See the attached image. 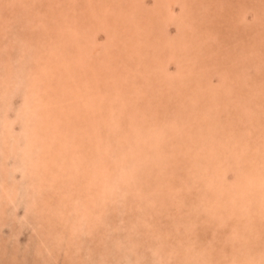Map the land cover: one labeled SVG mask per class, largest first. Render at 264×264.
<instances>
[{
    "label": "rangeland",
    "instance_id": "rangeland-1",
    "mask_svg": "<svg viewBox=\"0 0 264 264\" xmlns=\"http://www.w3.org/2000/svg\"><path fill=\"white\" fill-rule=\"evenodd\" d=\"M115 13L126 24L112 21ZM81 30L89 33V43L82 46L84 59L76 65L82 79H90L88 85L99 96L105 94L97 114L106 117L97 121L94 137L80 133L77 138L88 156L82 164L88 166L97 156L98 165L127 183L99 203L106 211L98 221L82 212L93 202L76 212L78 195L66 209L59 197L51 202L53 222L28 214V198L20 199L15 212H1L7 218L0 228V247L6 249H0V264H162L155 250L169 243L182 254L173 259L176 264H201L215 256L227 264L236 259L264 264V0H0V106L7 104L0 111V135L9 122L22 139L25 89L21 85L3 95L7 82L22 77L27 67L46 64L32 57L34 48L63 49L60 42L74 44ZM139 31L144 51L142 43L138 51L129 44ZM162 42L169 43L168 51L148 53L146 46L161 47ZM103 60L115 72L108 83ZM88 127L83 130L90 131ZM2 152L0 169L8 166L23 191V171L13 168L23 153L7 158ZM70 158L61 164L65 171L77 164L75 156ZM102 176L107 171L97 178ZM211 183L219 185L218 198ZM235 191L238 198L245 194V200L240 197L243 202L220 211L230 195L237 197ZM236 197L232 200L239 201ZM89 221H96L93 235L85 227L75 233L76 224ZM47 224L49 234L38 229ZM187 241L198 247L185 250ZM40 242L51 251L48 260L41 256ZM172 250L169 257H176Z\"/></svg>",
    "mask_w": 264,
    "mask_h": 264
},
{
    "label": "bare ground",
    "instance_id": "bare-ground-1",
    "mask_svg": "<svg viewBox=\"0 0 264 264\" xmlns=\"http://www.w3.org/2000/svg\"><path fill=\"white\" fill-rule=\"evenodd\" d=\"M30 5H32V4H30ZM172 9H173V6L170 7L171 11H172ZM35 14H36V12H35ZM115 14H116L115 16L113 15L115 18H112L113 19L112 21H115L119 24H126V22L123 21V19H124L123 16L118 15L117 13H115ZM101 20H103V19H101ZM79 30L80 29H78L77 31H79ZM81 31H82L81 33L77 34V37H78L77 40L78 41H75L76 45H74L75 43L74 44H68V43L65 44V43L60 42L59 45H61V46L63 45L64 46L63 49H59V48L57 49V47L52 48L50 46H46V47L41 46V47H38L39 49L37 48L36 50L34 48V53H33L32 57L34 59L40 58L46 64L44 63L45 65H43V66L38 64L36 67H31V66L27 67L25 72H23L22 77L21 76L16 77V79H14L12 82L8 81L6 86L4 87V89L2 91L3 95L6 94L8 96L7 92H11L13 89L16 90L17 87H19L21 85H22L21 87L25 89L24 106H23L22 111L20 112V116H21V118H23V122H22L23 124L21 127V133H20V135H22V139L20 140L19 133H17V132L15 133L13 131L12 124H10L9 122L6 123V125H4L5 128L2 129V133L0 135V152L3 151L2 153H5L7 158L11 157V154H14V153L17 154L18 151H21L23 153L22 159L20 161H18V162H20V164L19 165L16 164L15 166H13V168L15 170L22 169L23 176H24L23 180L25 182L24 183L25 189L22 191L19 189L18 186H16V184H18L17 179L12 177L10 170H9L10 168H8V166H6V168H5L6 170L3 169L5 166L1 167V169H0V205L2 204L3 207L0 208L1 209L0 210V228L3 227L4 221L6 220L5 218H7L5 216L6 213H1V212L5 211V209L9 212L12 209L13 212H15V209L18 207L19 200L23 199V198H28V201L26 202V206H25L26 212L28 214H34L35 215L34 218H36V219L38 218L39 220H41L43 222L46 221L47 219H49L50 222H53L54 217L52 215H50V214H52L50 211L51 210V202L54 201L57 197H59L61 202L63 204H65V207L63 209H66L67 208L66 205H67L68 201L69 200L71 201V198H73L75 195L76 196L78 195L77 198L75 199V202L77 205L80 204L79 205L80 207L77 206L78 209L76 210V212L77 213L81 212L80 211V209L82 208L81 205L85 206V205H88L89 203L93 202L92 203L93 207L90 208L88 205V207H86V210H83L82 212H85V214H87V216L90 217V219H96L98 221L101 219L102 214H104V212L106 211V210L101 208L102 202H104L105 199L107 200V198L109 200L110 197L112 198L113 196H116L118 194V192L120 191L119 187L122 188L124 186V184L127 183L123 178L116 177L115 171L110 170L109 168H107L104 165H101V166L98 165L97 161H96L97 156L90 160V164H88V166H85L82 164V162H84L83 160L86 159L88 156L86 155L87 152L82 150V148H81L82 145L80 144V142L78 143L79 140H77V138L80 139L79 138L81 136L80 133H86L87 135L90 134L91 138L94 137L95 134L93 133L94 132L93 128H95V126L97 125V121L102 122V120H104L106 117H103V119H102L97 114V109L100 105V102L103 100L102 97H105V94H102V97L99 96V91L96 92L93 88L90 87V85H88L91 82V80L90 79L89 80L82 79L83 76L82 77L80 76V74H81L80 70L81 69L79 68V65H76V64H79L78 62H80L82 59H84L83 56L81 55L82 46L85 47L87 45V43H89L88 42L89 39H87V38H89V37H87V35L89 33L87 31H84V30H81ZM180 33L182 36L181 40H183V38H184V40H186V36H183V34H182L183 32H180ZM141 35H142V33L139 31V33L136 32V36L134 37V39L130 40V38H129V41H130L129 44H130V46L134 47L133 50H135V51H138V49L140 50L141 43H142L141 48L143 49V51L145 49V47H143V46H145V44L143 41H141V37H142ZM217 39H219V38H217ZM64 40H66V39H64ZM169 40L172 41L171 38ZM172 43H175V42L172 41ZM29 46H31V44H29ZM157 46L158 47H155L151 44L146 46V48L149 51L152 50L151 52L148 51V53H153L151 55L159 56V53H158L159 51L160 52L168 51L167 48L169 47V43L167 45L166 43L162 42L161 47H160V45H157ZM110 48L112 49V44H111ZM154 49L158 52H156ZM63 51L68 52L71 55L65 56L66 54L63 53ZM60 53H62V55ZM52 54H53V57H51ZM61 58L66 59V61L61 62V60H63ZM74 59H77L76 60L77 62H75ZM108 62L109 61H107V60L106 61L103 60V63H105V64H103V68L106 71L107 83H108L109 79L110 80L114 79L113 76L115 75V72L111 69L112 66ZM192 64H193V62H192ZM121 68H123V69L125 68V70L127 69V67H125V65L123 63H121ZM88 78H89V76H88ZM5 80H6V78H5ZM20 81H22L23 83L20 84L19 83ZM112 84H113V81H111V86H112ZM95 86H97V85H95ZM58 88H59V92L56 91ZM71 91H75V92H73L75 94L72 98H69L70 96H72L69 94ZM108 92H112V91L110 90ZM53 93L58 94V95H54ZM3 95H2V97H5ZM10 100H11V98H10ZM4 105H7V104L6 103L1 104L0 111H2V109H5L3 107ZM5 112H7V111H4V114H2V116L6 119V122H7L8 119H7V114ZM86 124H88L89 127H91L90 131H88L87 129L83 130V128L85 127ZM95 129H97V127ZM115 140L117 141L118 138L116 137ZM92 143H94V142H92ZM3 145H6V149L5 148L2 149ZM113 146L114 145H112V147ZM71 149L75 150V154H73V156H75V160H76L77 164H75V166L71 170L69 169V170L65 171V169L62 167L61 164H64V163L68 162L69 160H71L70 157H73L70 154ZM101 150H102V152H105L107 149L101 148ZM129 155H130V153H129ZM17 156L19 158V155H17ZM105 169L107 171V176L106 177L102 176L103 177L102 180L98 179L97 177L98 176L101 177V173L106 172ZM63 171H65L64 172L65 175L61 174ZM102 171H104V172H102ZM217 172H218V170H217ZM220 176L223 178V176L221 174H220ZM217 178H218V176H217ZM222 178H220V179H222ZM211 179H213V178H211ZM220 179H219V181H220ZM250 179H248V180L250 181ZM214 180H215V178H214ZM253 180H254V178H253ZM221 182H219L220 186L224 183V182H222V184H220ZM212 183L209 184L208 187L209 188L211 186L214 187V189H215L214 190V196L216 195L217 196L216 198H218L219 197V193H218L219 190L216 186H219V185H218V183H217V185H213ZM230 185L232 186V184H230ZM230 185H229V188H230ZM226 186H228V185H226ZM254 186H255V184H254ZM124 188H125V186H124ZM221 189H222V187H221ZM225 189H226V187H225ZM227 189H228V187H227ZM250 189H251V186H250ZM254 189L252 190V192L255 193ZM257 190L260 191V189H257ZM228 191H230V190H228ZM243 192L244 191H242V195H243ZM230 193H232V192H230ZM236 193H237V191H235V194ZM244 193H246V190ZM260 193L258 195L263 194V192L261 194ZM222 195H223V193L221 194V198H219L220 200L223 199ZM255 195H256V193H255ZM38 196L44 197V198H42V200L40 201V200H38L39 199ZM232 196L236 197L234 194L230 195V197H228V198H230L228 200V202H225V203L223 202L222 205L220 206L221 208L219 207V209H221L220 211L224 210V212H226L225 210H228L229 207H231V205L233 203H239L240 200L242 201L241 198H243V199H244V197L246 198L245 194L243 195L244 197L243 196L241 197V195H240L241 198L240 197L238 198V195H237L236 198L239 199V201L236 199H234V201H233ZM211 199H213V198L211 197ZM219 199L217 202H220ZM231 200H232V202H231ZM244 202H246V201H244ZM99 203H101V204H99ZM70 205H72V204H70ZM217 205H219V203ZM242 205H244V204L241 203L240 207H242ZM233 208H234V206H233ZM259 209H260V207H259ZM236 210H239V209H236ZM261 211H262V209H261ZM56 212H58V211H56ZM214 212H216V211H214ZM89 214L92 217L89 216ZM252 214L253 213L251 212V215ZM233 215H230L228 217H232ZM50 216H52V217L49 218ZM69 216H71V215H69ZM254 217H256V216H254ZM224 218H226V215ZM51 219H53V220H51ZM81 219H83V218H81ZM84 219H86V217ZM41 221H40V224H41ZM73 223L75 224L76 222H73ZM93 223L95 224L96 221H93ZM93 223H92V221L91 222L89 221L86 225H77L76 224L74 226V231H75V233L78 234L85 227V229L87 230V233L89 232L88 234L93 235V232H92V228L94 226ZM245 223L248 224L246 221H245ZM252 225H253V223L251 224L250 227H252ZM48 226H50V225H48V224L46 226L42 225V226H39L38 229L41 230V228H42L43 231L45 230L49 234ZM242 227H243V225H242ZM236 229H238V228H235V230ZM253 229H254V225H253ZM253 229H251V230H253ZM248 230H250V228ZM103 231H105V230H103ZM47 233H46V236H48ZM252 233H254V232H252ZM53 234H54V232H53ZM246 234L249 236L248 232ZM236 235H238V233H236ZM85 236H87V235H85ZM105 236H106V234H105ZM243 237H245V235ZM13 238H14V236H13ZM51 238L52 237H48L46 239L50 240V243H51V241H52ZM96 238L97 237H95V239ZM73 239H71V241ZM91 240H93V239H91ZM91 240H89V241H91ZM71 241H68V244ZM185 243L186 244H182V246L185 250H189L188 247H190L191 249L198 247L197 244L195 245L194 242H192V241H187ZM248 243H249V240H248ZM45 244H46L45 242H40V245H38V249L42 253V255H41L42 258L48 260L50 257L51 251L50 250L48 251V249L44 247ZM94 245H95V243H94ZM52 246L57 247L58 245L55 246V244L54 245L52 244ZM252 246H253V244H252ZM1 247H0V249L2 252L6 251V249H3ZM248 247H249V245H248ZM172 248L175 250V256H176V257L172 256L173 258L169 257L171 254H174V253H172L173 252ZM206 249L207 248H205V250ZM226 249L227 248L225 246L224 251ZM195 250H197V249H195ZM210 250H211V248L208 247V251H207L208 255H209ZM155 251L158 252V254H159L158 256H159L160 262L162 264H176L173 261V259L176 260L177 254H179V256L181 254L180 251L176 250L174 248V246L170 245V243L166 244V246H164V248L161 251H160V249L155 250ZM227 253L228 252H225L224 255H227ZM96 254L98 255L99 253H96ZM201 254H203V253L201 252ZM97 255H95V257H97ZM72 256L73 255H71L70 257H72ZM192 257H193V255L190 254L189 257H186L185 259H189ZM229 257H231V256H229ZM3 258H5V256ZM181 258H182V256H181ZM214 258H216V260H211V258H210V261H208L207 259H203L204 261L201 264H221V262H222V264H227L223 261H220L218 256H215ZM177 260H178V258H177ZM12 261H14V260H12ZM238 262H239V260L236 259V261L234 263L232 261V263H230V264H245L243 262H241V263H238ZM34 263H35V261H34ZM47 264H50V263H47Z\"/></svg>",
    "mask_w": 264,
    "mask_h": 264
}]
</instances>
